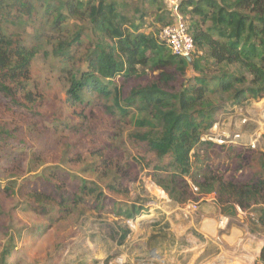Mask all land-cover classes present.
Instances as JSON below:
<instances>
[{"label": "rangeland", "instance_id": "rangeland-1", "mask_svg": "<svg viewBox=\"0 0 264 264\" xmlns=\"http://www.w3.org/2000/svg\"><path fill=\"white\" fill-rule=\"evenodd\" d=\"M51 1L59 7L77 0ZM117 1L142 32L158 38L175 21L172 12L159 21L162 12L150 0ZM159 1L169 11L179 3ZM68 19L60 28L54 16L22 26L0 10V32L26 40L36 54L28 79L33 102L21 95L18 106L0 93V264H264V206L224 209L209 188L217 177L238 183L264 178V104L226 102L216 111V122L191 152L201 188L185 175L194 198L177 202L162 185L174 169L158 170L170 157L153 151L142 140L148 129L132 123L141 105L124 117L112 98L90 91L82 102L70 97L73 78L89 69L90 46L69 71H62L57 51L90 23L83 15ZM139 69L138 76L115 80L124 97L156 80L158 73ZM196 75L190 70L186 80ZM33 194L50 200L38 203ZM132 206L139 213L130 217Z\"/></svg>", "mask_w": 264, "mask_h": 264}, {"label": "trees", "instance_id": "trees-1", "mask_svg": "<svg viewBox=\"0 0 264 264\" xmlns=\"http://www.w3.org/2000/svg\"><path fill=\"white\" fill-rule=\"evenodd\" d=\"M150 1L162 12L159 21L164 22L173 13L164 2ZM178 1L179 11L188 19L195 40L196 51L191 61L174 55L154 34L142 32L143 25L130 20L117 0H77L60 3L59 7L51 0H39V4L34 0H0V10L12 14L17 19L15 24L22 26H33L39 18L42 23L54 16V27L60 28L71 15L87 18L89 29L81 30L57 51L62 71H69L82 49L87 50V42L90 46L86 51L89 69L82 72L80 79L73 78L70 97L76 103L82 102L83 95L90 91L112 98L115 109L124 117L132 115L131 107L141 105L140 115L132 116V123L148 129L142 140L153 151L161 158L170 157L167 167L158 169L167 173L174 169V173L168 174V184L162 185L171 199L184 202L194 198L191 191L185 190V175L194 177V183L201 188L192 171L191 152L201 144L203 132L216 122V111L224 109L226 102L241 104L264 99V0ZM63 7L68 13L60 11ZM41 35L43 31L38 32ZM35 55L26 40L12 41L0 32V93L15 105H20L21 95L33 102L28 79ZM139 68L158 73L156 80L124 97L115 80L118 76L126 80L138 76ZM190 70L197 75L187 81ZM180 80L184 81L177 86ZM215 97L223 102L214 104ZM209 188L217 192L224 209L235 212L237 207L247 211L264 206L261 176L239 183L217 177ZM32 196L38 203L50 200L47 196ZM126 213L133 217L139 210L132 206ZM259 221L264 228V209ZM8 256L11 253L6 254L4 263ZM261 260L264 262V247Z\"/></svg>", "mask_w": 264, "mask_h": 264}, {"label": "built area", "instance_id": "built-area-1", "mask_svg": "<svg viewBox=\"0 0 264 264\" xmlns=\"http://www.w3.org/2000/svg\"><path fill=\"white\" fill-rule=\"evenodd\" d=\"M172 7L175 21L161 31L159 40L163 42L174 55L189 58L195 54L196 46L189 21L179 11V3L173 1Z\"/></svg>", "mask_w": 264, "mask_h": 264}, {"label": "bare ground", "instance_id": "bare-ground-1", "mask_svg": "<svg viewBox=\"0 0 264 264\" xmlns=\"http://www.w3.org/2000/svg\"><path fill=\"white\" fill-rule=\"evenodd\" d=\"M259 102H260V103H259ZM259 102H258V105H263V104H264V99H263V100H260ZM256 105H257V104H256Z\"/></svg>", "mask_w": 264, "mask_h": 264}, {"label": "water", "instance_id": "water-1", "mask_svg": "<svg viewBox=\"0 0 264 264\" xmlns=\"http://www.w3.org/2000/svg\"><path fill=\"white\" fill-rule=\"evenodd\" d=\"M189 61H191L192 60V58L191 57H189V58H187Z\"/></svg>", "mask_w": 264, "mask_h": 264}]
</instances>
